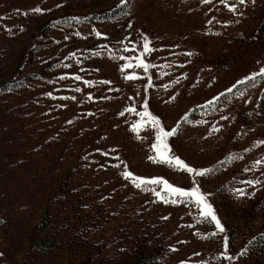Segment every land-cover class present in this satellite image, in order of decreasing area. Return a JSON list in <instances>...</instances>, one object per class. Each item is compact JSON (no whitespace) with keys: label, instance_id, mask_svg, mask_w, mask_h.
<instances>
[{"label":"rangeland","instance_id":"obj_1","mask_svg":"<svg viewBox=\"0 0 264 264\" xmlns=\"http://www.w3.org/2000/svg\"><path fill=\"white\" fill-rule=\"evenodd\" d=\"M262 70L264 0H0V264H264Z\"/></svg>","mask_w":264,"mask_h":264},{"label":"snow or ice","instance_id":"obj_2","mask_svg":"<svg viewBox=\"0 0 264 264\" xmlns=\"http://www.w3.org/2000/svg\"><path fill=\"white\" fill-rule=\"evenodd\" d=\"M204 2L209 3L210 0H204ZM245 2H246V0H238V3L241 5H243ZM221 3H224V0H221ZM252 3H255V0H252ZM58 7H59V5H58ZM230 10L236 11L235 5L230 6ZM32 11L34 13H41L43 11V9H41L40 7H36ZM76 19H77V22H79L78 18H76ZM209 23H211V21H209ZM22 30L23 29H21V31ZM76 34L80 35V33H76ZM96 35L100 36L101 34L99 32H97ZM121 43H123V41ZM124 50L128 51V49H124ZM153 50L154 49L150 47V41L148 40V38L144 37L143 38V53H141V55H143L145 53L152 52ZM72 55L74 56L75 54L73 53ZM97 55H99V53H97ZM185 55L191 56L192 53H190V52L185 53ZM120 58L125 59V57H120ZM127 59H129V63L123 65L121 71H124L125 69L130 68V67H133V65L130 62L131 59H133V58H127ZM136 67H142L143 70L145 72H147L150 67H153V65L145 63L143 59H138ZM261 74H264V70L261 71ZM64 78L65 77H61V79H64ZM134 78H135L134 75H129V76L125 77V79H127V80H132ZM254 78L255 77H253V79ZM74 79L80 80L81 77L77 75L74 77ZM86 83L91 84L92 82L86 81ZM101 83L107 84V83H111V82L110 81H102ZM75 91L79 92L81 90L79 88H76ZM49 95H51V93H49ZM62 99H67V97H64ZM89 99H91V97H89ZM144 107H145V109H147V104H145ZM129 111H135V109H129ZM121 115H123V113H121ZM139 115H141L142 117L143 116H150V114L147 111H145L144 113H140ZM222 119L226 120L228 118L222 117ZM152 121L157 125L159 124V121L156 120L155 118H152ZM139 127H140V125H133V131H139ZM214 131H219V129H214ZM175 132H176L175 129H173L172 131H168V132H165L162 128L159 129L157 137H156L157 143L153 144V146H152L153 149L156 150V152L158 153L157 159L160 162L169 164L170 166L171 165L179 166L181 169L186 170L188 173L195 172V174L197 176L205 175L206 172L197 171L196 169L188 166L186 163H184L183 160H181L179 157H176L174 154H172L171 157L166 155V153L169 150H168L167 145L164 144V138L173 136L175 134ZM161 146H163V149H164L163 152L161 151ZM149 159H153V158L149 157ZM257 163H259V161H257ZM207 171H211V170H207ZM122 175L124 176L125 179H131L136 188H141L142 185L145 186V190L151 191L161 202L176 204L179 202L177 198H180V200L185 201V202L188 200H192L195 203V205H197L200 208L201 216L203 217V222H207V223H213L214 222L215 228L219 232L222 233L224 231V228L221 225L220 220L217 219L216 215L212 211L211 204H209L207 202L205 196L201 193L199 187H193L189 191V190H185L184 188L174 187L167 180H164L161 178H155V179L149 180V179H144L141 177H135V176H133V174L131 172H124V173H122ZM245 183H247L249 185H253V184L259 183V181L248 180V181H245ZM148 185H154L156 187L148 188L147 187ZM199 222H201V221H198V223ZM216 234H217L216 232L210 233L209 238L214 237ZM225 247H227V242H225ZM229 259H230V257H229Z\"/></svg>","mask_w":264,"mask_h":264}]
</instances>
